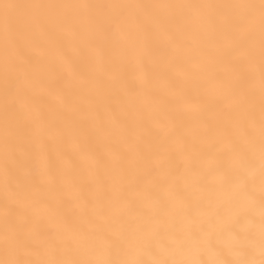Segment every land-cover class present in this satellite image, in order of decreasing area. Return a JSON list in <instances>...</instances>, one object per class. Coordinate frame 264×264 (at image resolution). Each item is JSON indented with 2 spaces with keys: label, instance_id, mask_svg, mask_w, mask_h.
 <instances>
[{
  "label": "snow or ice",
  "instance_id": "snow-or-ice-1",
  "mask_svg": "<svg viewBox=\"0 0 264 264\" xmlns=\"http://www.w3.org/2000/svg\"><path fill=\"white\" fill-rule=\"evenodd\" d=\"M0 264H264V0H0Z\"/></svg>",
  "mask_w": 264,
  "mask_h": 264
}]
</instances>
